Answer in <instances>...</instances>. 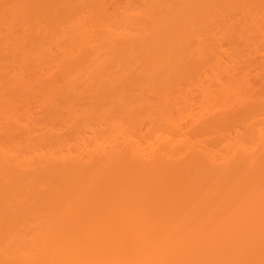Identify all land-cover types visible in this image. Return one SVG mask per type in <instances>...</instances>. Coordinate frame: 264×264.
<instances>
[{
  "label": "bare ground",
  "instance_id": "1",
  "mask_svg": "<svg viewBox=\"0 0 264 264\" xmlns=\"http://www.w3.org/2000/svg\"><path fill=\"white\" fill-rule=\"evenodd\" d=\"M0 264H264V0H0Z\"/></svg>",
  "mask_w": 264,
  "mask_h": 264
},
{
  "label": "rangeland",
  "instance_id": "2",
  "mask_svg": "<svg viewBox=\"0 0 264 264\" xmlns=\"http://www.w3.org/2000/svg\"><path fill=\"white\" fill-rule=\"evenodd\" d=\"M24 109H27V108H24ZM31 110H33L32 108H31ZM33 112H34V116L36 117V118H39L41 115L39 114V112L38 111H34L33 110Z\"/></svg>",
  "mask_w": 264,
  "mask_h": 264
}]
</instances>
